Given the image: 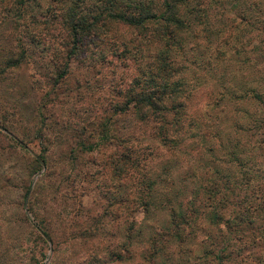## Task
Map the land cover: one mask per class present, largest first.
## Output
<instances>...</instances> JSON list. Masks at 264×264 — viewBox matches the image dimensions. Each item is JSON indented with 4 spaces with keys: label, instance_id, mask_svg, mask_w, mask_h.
<instances>
[{
    "label": "trees",
    "instance_id": "16d2710c",
    "mask_svg": "<svg viewBox=\"0 0 264 264\" xmlns=\"http://www.w3.org/2000/svg\"><path fill=\"white\" fill-rule=\"evenodd\" d=\"M252 1L0 0V33L8 31L0 87L34 59L54 66L56 79L74 61L121 63L108 76L106 106L85 111L73 131V151L106 148L96 165L109 176L103 226L117 235L105 237L101 256L91 252L93 262L264 264V132L249 146L257 123L235 121L220 140L218 113L202 109L221 108L213 88L231 81L227 64L248 67L237 43L264 23V6ZM247 91L242 84L234 99Z\"/></svg>",
    "mask_w": 264,
    "mask_h": 264
},
{
    "label": "rangeland",
    "instance_id": "374dc122",
    "mask_svg": "<svg viewBox=\"0 0 264 264\" xmlns=\"http://www.w3.org/2000/svg\"><path fill=\"white\" fill-rule=\"evenodd\" d=\"M252 2L264 6V0ZM263 24L259 23L261 29L247 27L242 42L237 43L248 67L246 63L227 64L231 81L221 82L223 89L220 85L213 88L219 94L215 95L221 108L215 110L207 102L211 84L204 95V105L209 107L202 109L218 113L220 140L234 135L235 121L242 125L257 123L249 146L264 132ZM4 30L1 33L5 38L8 31ZM2 40L0 37V58L7 48ZM101 60L95 65L87 59L74 61L65 76L56 79L54 66L34 59L3 77L8 89L0 87V127H5L9 135L0 133V264H100L102 259L93 262L91 252L101 256L105 237L117 235L103 226L110 220L109 176L96 165L106 155V148H95L90 154L73 151L75 124L85 126L78 121L87 122L85 111L106 106L108 76L121 72L120 61L114 68ZM89 63L92 66L86 73ZM128 66L127 73H133L132 64ZM15 84V89L10 88ZM242 84L248 89L249 99L236 100L234 94ZM19 85L25 87L23 94L18 92ZM83 135L85 131L80 136L85 140ZM98 138V134L91 136L93 142ZM244 138L248 139L247 133ZM33 157L42 158L43 167L38 168ZM68 157L74 158L69 161ZM29 178L25 201L22 193ZM46 235L51 241L45 239Z\"/></svg>",
    "mask_w": 264,
    "mask_h": 264
}]
</instances>
